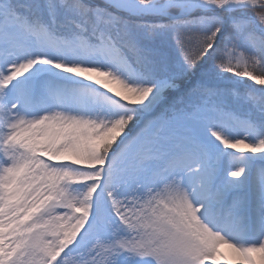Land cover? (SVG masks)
Returning <instances> with one entry per match:
<instances>
[{
	"label": "snow or ice",
	"instance_id": "6c2138e0",
	"mask_svg": "<svg viewBox=\"0 0 264 264\" xmlns=\"http://www.w3.org/2000/svg\"><path fill=\"white\" fill-rule=\"evenodd\" d=\"M0 264H264V0H0Z\"/></svg>",
	"mask_w": 264,
	"mask_h": 264
}]
</instances>
